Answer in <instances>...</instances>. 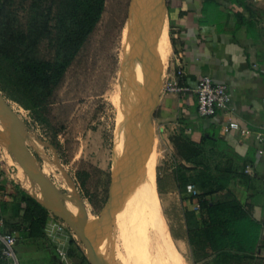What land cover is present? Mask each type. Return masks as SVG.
<instances>
[{
  "label": "rangeland",
  "instance_id": "rangeland-1",
  "mask_svg": "<svg viewBox=\"0 0 264 264\" xmlns=\"http://www.w3.org/2000/svg\"><path fill=\"white\" fill-rule=\"evenodd\" d=\"M153 1L147 9L142 7L143 22L139 27L129 20L133 0H107L101 22L55 92L49 126L35 124L29 112L0 99V110L12 112L13 118L21 125L15 130L23 131L20 144L23 160L28 163L26 174L29 177L24 182L28 193L34 190V193H43L45 198L55 199V204L49 208L51 218L63 223L69 231L70 248L76 254L75 259L70 258V264H80L79 259L86 261L85 257H90L94 264L208 263L201 260L200 253H195L187 241L178 239L187 232L184 211L188 202L184 203L180 194L165 193L163 189V184L169 190L175 188L172 174L175 175L180 160L176 147L172 152L163 142L154 119L158 97L166 84H162L161 75L170 45L166 0ZM154 5L156 8L152 7ZM150 27H155L156 40L152 44L155 46L145 44L147 53L139 46V38L142 31ZM145 87L149 91L155 90L151 92L155 109L150 119L151 126L149 123L152 134L149 132L148 141V147L153 151L147 154L155 175L152 195L145 198L138 193L137 198L130 201L123 197L111 211L114 164L118 156L126 157L127 132L135 126L129 117L132 112H122L121 108L125 104L132 105ZM124 116L129 118L126 123ZM218 150L214 160L233 159L228 147L220 146ZM50 166L55 169L47 173ZM39 168L43 169L42 172ZM35 173H40L42 179L36 181ZM46 175L51 184L43 181ZM107 215L110 216L109 222L94 238L95 254L91 247V231ZM82 222L87 224L86 239L79 233ZM86 264L91 262L87 260Z\"/></svg>",
  "mask_w": 264,
  "mask_h": 264
},
{
  "label": "crops",
  "instance_id": "crops-1",
  "mask_svg": "<svg viewBox=\"0 0 264 264\" xmlns=\"http://www.w3.org/2000/svg\"><path fill=\"white\" fill-rule=\"evenodd\" d=\"M165 6L170 47L162 84L177 77L183 85L196 87L204 76H210L228 86L234 110L229 115L204 119L198 114L195 94L182 96L161 91L154 119L162 140L172 152L173 139L178 136L195 143L211 136L220 146L228 147L238 156L235 164L245 167L244 174L249 179L247 185L237 180L233 193L243 205H251L255 218L264 223V165L256 145V132L264 126V0H166ZM179 70H183V75L178 76ZM0 99L5 100L2 95ZM13 116L7 109L0 110V237L19 234L16 251L20 264H61L49 242L23 238V212L16 216L13 211V196L18 192L40 195L49 205L55 204V199L45 198L43 193H28L24 185L29 174L20 144L23 131L15 130L21 125ZM228 120L238 122L248 133H224L222 127ZM35 175L36 181L42 179L40 173ZM172 175L175 188L169 190L163 184V189L178 195ZM51 217L50 214L49 220H55ZM178 239L188 242L187 232ZM251 264H264V239Z\"/></svg>",
  "mask_w": 264,
  "mask_h": 264
},
{
  "label": "trees",
  "instance_id": "trees-1",
  "mask_svg": "<svg viewBox=\"0 0 264 264\" xmlns=\"http://www.w3.org/2000/svg\"><path fill=\"white\" fill-rule=\"evenodd\" d=\"M106 3L107 0H0V93L29 112L35 124H51L55 92L101 22ZM174 144L180 160L175 168L178 191L183 202H188L184 214L190 247L200 253L206 264L253 263L264 239V223L231 188L237 180L242 185L249 180L245 167L239 168L234 162L238 156L233 153V159L214 160L220 142L211 136L203 137L201 143L178 136ZM54 169L50 166L46 172ZM43 181L52 183L48 175ZM189 185L195 187L197 195L188 193ZM13 200L15 215L23 212V238L49 242L45 226L51 203L25 192H18ZM69 256L76 258L71 248ZM86 261L79 259L80 264Z\"/></svg>",
  "mask_w": 264,
  "mask_h": 264
},
{
  "label": "bare ground",
  "instance_id": "bare-ground-1",
  "mask_svg": "<svg viewBox=\"0 0 264 264\" xmlns=\"http://www.w3.org/2000/svg\"><path fill=\"white\" fill-rule=\"evenodd\" d=\"M152 2H155V1H153V0H133V6H131L132 10H131V14H130V17H129L130 18L129 19L130 23L141 27V23L143 22V20L141 19V17H142V7L146 8ZM154 4L156 5V3H154ZM152 5H153V3H152ZM155 5L152 6V7H155ZM151 12L152 11H150V13ZM156 13H157V11H156ZM153 14L155 15V13H153ZM159 18H161V17H158V19ZM150 19H151V16H150ZM153 21H152V23H153ZM149 24H148V27H149ZM155 26H156V24H155ZM142 30H143V28H142ZM142 32L143 33H142V35L139 38V46L143 47V49H144L145 48L144 47L145 44L150 47L153 44V42H154L153 40H156V39H154V36L156 34V30H155V27L154 28L150 27L149 29L143 30ZM157 43H158V41H157ZM155 44H156V42H155ZM152 46H155V45H152ZM140 51H142V49ZM146 51L148 53V49H146ZM134 53H136V52H134ZM144 53H145V51H144ZM149 56L147 58H150ZM141 57H143V56H141ZM138 58H139V56H138ZM140 60H142V59L140 58ZM143 60H145V59H143ZM155 64H156V62H155ZM154 68H155V66H154ZM144 69H143V71H144ZM131 71H133V69ZM145 71H147V70H145ZM131 73H132V75L135 74L134 71L131 72ZM147 75H149V74H147ZM130 78H131V76H130ZM141 78H142V76H141ZM146 78H148V77H146ZM143 80H145V79H143ZM153 80L151 79V81H153ZM137 83H139V82H137ZM143 84H145V86L147 85V83H143ZM137 85L139 86V84H137ZM149 85L150 84H148L147 86L150 87L151 85L150 86ZM154 85L156 87L155 83H154ZM140 86H141V82H140ZM146 89L147 88L145 87V90H143L142 92H140L138 94L137 98H135V102L132 105L125 104L123 106V108H121L122 112H126V113L129 112V111L132 112V114L129 117L132 118L130 120L134 121L132 123H134L135 126L130 128V130L128 129L129 131L127 132V136H128L127 138H129V141H127L128 143L126 145H124L126 150H127V152H128L126 157L122 158V157L117 155L118 157H120V159L117 157L116 161H115V164H114L113 190H112V195H111V200H110V205H109L111 211H112V209H114V207L118 206L120 202H122L120 200L123 197L129 198V201H130V199H134V197L136 199L137 198L136 196H137L138 193H142V195L145 196V198H150V196L152 195V191H153V187H154L153 181H155V179H154L155 175H154V171H153L154 169H153V167L150 165V163L148 161V158H150L149 155L152 154V152L150 153V150H152V149H149V147H148V141H149V136H151V135H149V132H151V130L149 129V123H150V119H151L152 113H153V111L155 109V100H154L153 95H152L151 92L155 91V90L149 91V90H146ZM143 93H144V96H143ZM130 97H131V95H130ZM128 106H132V107L131 108H127ZM124 117L126 118V116H124ZM128 119L129 118H126V120H124V122L125 123L128 122L129 121ZM121 124H123V122H121ZM150 126H151V123H150ZM151 134H152V132H151ZM118 135H119V133H118ZM149 146L151 148V145H149ZM148 151H149L150 154L148 153ZM147 154H149V155L147 156ZM153 166H154V164H153ZM139 195L141 196V194H139ZM149 200H151V199H149ZM133 201H135V200H133ZM123 202H125V201H123ZM109 215H110V213H109ZM109 215L104 217L100 221V223H98L97 227L92 229V231L90 230L91 233H92V237L91 238H93L91 240V247H92L93 252L95 254L97 253V247H96V242H94V240H95L94 238L102 229H104L106 224L109 222L110 216H111V215L110 216Z\"/></svg>",
  "mask_w": 264,
  "mask_h": 264
},
{
  "label": "built area",
  "instance_id": "built-area-1",
  "mask_svg": "<svg viewBox=\"0 0 264 264\" xmlns=\"http://www.w3.org/2000/svg\"><path fill=\"white\" fill-rule=\"evenodd\" d=\"M264 73V71H263ZM183 75V70L178 71V76ZM163 91L169 94H179L182 96L189 93L195 94L198 103V114L204 119H213L219 114L229 115L233 112L232 94L228 86L213 81L210 76H204L196 87L185 86L179 78H173L166 82ZM224 133L232 131L248 133L241 128L238 122L228 120L222 127ZM250 133V132H249ZM257 155L260 162L264 165V126L256 132ZM233 189V187H231ZM188 192L197 195L198 192L194 186H188ZM45 236L49 242L56 248L61 264H70V244L71 236L67 227L56 220H49L45 226ZM19 234L13 232L0 237V264H20L16 245L19 241Z\"/></svg>",
  "mask_w": 264,
  "mask_h": 264
},
{
  "label": "water",
  "instance_id": "water-1",
  "mask_svg": "<svg viewBox=\"0 0 264 264\" xmlns=\"http://www.w3.org/2000/svg\"><path fill=\"white\" fill-rule=\"evenodd\" d=\"M79 233L81 234L82 237H84L85 239L87 238V224L86 222H82V229H80ZM89 258V261L91 262V264H94L92 262V260Z\"/></svg>",
  "mask_w": 264,
  "mask_h": 264
}]
</instances>
